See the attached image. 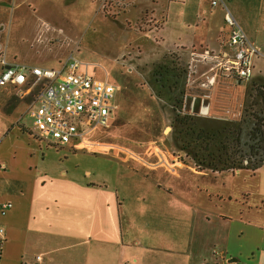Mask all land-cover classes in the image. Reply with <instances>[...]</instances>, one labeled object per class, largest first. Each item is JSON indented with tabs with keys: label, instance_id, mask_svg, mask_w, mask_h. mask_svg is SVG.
<instances>
[{
	"label": "crops",
	"instance_id": "0c3cea01",
	"mask_svg": "<svg viewBox=\"0 0 264 264\" xmlns=\"http://www.w3.org/2000/svg\"><path fill=\"white\" fill-rule=\"evenodd\" d=\"M7 1V17L0 21L6 65L58 68L67 60L62 54L72 33L86 23L85 13L95 14L100 0ZM119 1L124 8L116 16L98 14L115 21L120 38L138 33L152 46L148 53L136 42L138 55L122 50L109 73L124 69L141 112L155 109L170 119L163 110L175 109L163 101L166 91L171 96L169 83L158 80L154 69L168 62L172 49L192 71V52L224 50V10L210 0ZM228 1L226 7L258 49L250 77L238 87L264 92V0ZM11 10L30 13L33 22L22 29L33 40L20 41L9 54ZM144 15L151 22L145 30L139 27ZM32 43L40 50H31ZM104 72L97 79L110 82ZM122 83H112L117 88L108 126L63 145L34 133L29 110L37 105L41 81L33 83L30 75L22 85L0 86V205L11 203L0 211V264L32 263L37 256L38 264H264V166L196 169L180 150L154 136L114 137L112 122L126 116Z\"/></svg>",
	"mask_w": 264,
	"mask_h": 264
},
{
	"label": "rangeland",
	"instance_id": "374dc122",
	"mask_svg": "<svg viewBox=\"0 0 264 264\" xmlns=\"http://www.w3.org/2000/svg\"><path fill=\"white\" fill-rule=\"evenodd\" d=\"M223 1L230 6L228 0ZM7 2L0 0V21L7 17ZM123 8L122 1L100 0L94 15L90 12L84 14L86 23L82 22L78 30L72 33L74 35L69 49L63 48L65 50L62 54L65 60L70 58V55L86 64L96 78H104L106 71L110 82H123L125 85L126 89L122 91L124 99L120 103L126 116H118V119L112 122L115 128L112 131L114 137L154 136L166 146L180 150L179 153L185 155L192 166L196 164V169H200L197 165L207 166V163L211 164L208 166L228 170H238L256 164L264 166V96L261 97L254 89L256 86L244 89L238 87V83L242 82L229 75L231 80L224 77L213 61L203 59L200 49L196 50L198 54L192 52V64H195L196 69L194 71L187 67L189 63L187 64L186 60L182 62L179 59L178 52L174 49L166 54L168 62L158 63L154 69L158 80L169 83L171 96L166 91L163 101L169 104L170 100L175 109L170 111V107H165L163 110L172 117L164 119L163 111L155 112V109L141 112L143 109L139 107L137 94H132L135 87L130 76L125 77L124 69H121L122 73L117 72L118 76L109 73V68L111 61H114V57L122 50L125 52L134 49L133 54L138 55L140 47L135 43L141 42L143 49L149 53L152 42L146 38L140 39L138 33L132 34L134 36L130 34L129 39L120 38L122 34L115 21L98 14V11H101L105 16L114 17ZM145 16H142L143 22L139 25L143 30L151 23ZM29 21L32 23L33 19L28 11H10L7 39L9 54L17 51L15 48L20 41L27 45L25 41L29 43L33 40L32 35L22 29L24 22ZM157 24L154 25L155 28ZM225 30L224 25L223 32ZM4 35L1 32L2 40ZM32 44L31 50H40V44ZM191 51L189 49V52ZM121 63L123 65L125 62ZM127 70L130 71L131 68L128 67ZM24 121L27 127H30L31 120L25 118ZM165 127H168L167 131ZM130 195L136 197V189H132Z\"/></svg>",
	"mask_w": 264,
	"mask_h": 264
},
{
	"label": "built area",
	"instance_id": "2783aa9c",
	"mask_svg": "<svg viewBox=\"0 0 264 264\" xmlns=\"http://www.w3.org/2000/svg\"><path fill=\"white\" fill-rule=\"evenodd\" d=\"M210 5H220L226 27L225 49L212 53L204 51L203 59L213 61L221 72L237 79L247 80L252 72V58L257 47L246 37L233 14L223 0H210ZM0 86H19L33 77V83L41 81L35 97L36 107L29 110L34 133L41 139L63 145L83 140V136L96 127H107L115 106L113 96L116 86L88 73L86 65L70 56L62 66L48 68L23 64L6 65L4 50L0 48ZM10 202L0 205L4 214ZM4 231L0 228V247ZM39 257L32 263L38 264Z\"/></svg>",
	"mask_w": 264,
	"mask_h": 264
},
{
	"label": "trees",
	"instance_id": "16d2710c",
	"mask_svg": "<svg viewBox=\"0 0 264 264\" xmlns=\"http://www.w3.org/2000/svg\"><path fill=\"white\" fill-rule=\"evenodd\" d=\"M257 92L260 94V96L261 97H263L264 96V92H263V90H257ZM201 130V129H200ZM262 133V132H261ZM259 136V135H258ZM263 136V135H262ZM262 138H264V137H262ZM208 165L210 164V163H207ZM211 165V164H210ZM223 165H225V163L223 164ZM257 165L258 164H256V165H252V166H249L248 168H252V169H255V168H257ZM220 168H223V167H220ZM247 168V167H246Z\"/></svg>",
	"mask_w": 264,
	"mask_h": 264
}]
</instances>
